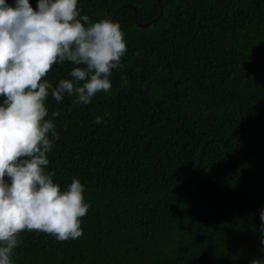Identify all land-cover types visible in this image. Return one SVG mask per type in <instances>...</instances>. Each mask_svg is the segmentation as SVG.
I'll return each instance as SVG.
<instances>
[{
	"label": "trees",
	"instance_id": "trees-1",
	"mask_svg": "<svg viewBox=\"0 0 264 264\" xmlns=\"http://www.w3.org/2000/svg\"><path fill=\"white\" fill-rule=\"evenodd\" d=\"M30 3L35 9L37 0ZM126 3L140 22L162 13L140 27ZM79 7L93 22H119L128 48L110 92L88 105L67 95L46 102L49 116L59 112L48 170L62 189L80 179L91 207L79 238L23 231L15 264L264 258V0H79ZM72 67L56 63L46 78L58 83ZM105 113L107 122L96 124Z\"/></svg>",
	"mask_w": 264,
	"mask_h": 264
},
{
	"label": "clouds",
	"instance_id": "clouds-1",
	"mask_svg": "<svg viewBox=\"0 0 264 264\" xmlns=\"http://www.w3.org/2000/svg\"><path fill=\"white\" fill-rule=\"evenodd\" d=\"M81 13L79 0H37L35 9L30 0H0V264H15L25 230L60 241L83 234L81 218L91 207L85 185L74 177L62 189L47 167L59 140L53 121L59 112L49 116L46 102L67 95L88 105L110 92L112 72L123 67L128 48L119 22H93ZM65 61L73 65L68 78L54 84L46 77ZM260 221L264 233V208Z\"/></svg>",
	"mask_w": 264,
	"mask_h": 264
},
{
	"label": "water",
	"instance_id": "water-1",
	"mask_svg": "<svg viewBox=\"0 0 264 264\" xmlns=\"http://www.w3.org/2000/svg\"><path fill=\"white\" fill-rule=\"evenodd\" d=\"M121 7H129V8H132V10H133V15H134V19H135V23H136V25H138V26H140V27H147V26H149L161 13H162V9L160 8V10H159V13H158V15H157V17H155V19H152V20H149V21H145V22H140L138 19H137V8L134 6V5H132V4H130V3H126V4H124L123 6H121ZM120 8V7H119ZM118 8V9H119ZM118 9H116V11L115 12H117L118 11Z\"/></svg>",
	"mask_w": 264,
	"mask_h": 264
}]
</instances>
